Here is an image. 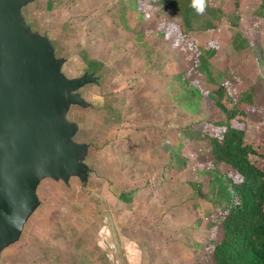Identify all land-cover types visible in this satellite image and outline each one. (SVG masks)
<instances>
[{"label":"rangeland","instance_id":"1","mask_svg":"<svg viewBox=\"0 0 264 264\" xmlns=\"http://www.w3.org/2000/svg\"><path fill=\"white\" fill-rule=\"evenodd\" d=\"M187 1L164 0L158 18L195 44L207 78L226 86L235 76L230 93L252 119L264 116V0ZM22 15L68 78H98L80 90L92 106L68 114L92 173L84 185L42 181L40 205L1 264H195L231 196L185 144L204 119L202 98L163 35L138 30L136 0H33Z\"/></svg>","mask_w":264,"mask_h":264},{"label":"water","instance_id":"2","mask_svg":"<svg viewBox=\"0 0 264 264\" xmlns=\"http://www.w3.org/2000/svg\"><path fill=\"white\" fill-rule=\"evenodd\" d=\"M31 2L0 0V264L38 209L42 181L84 185L92 173L89 145L74 140L79 125L68 114L92 106L80 90L98 78L63 73L65 59L22 15Z\"/></svg>","mask_w":264,"mask_h":264},{"label":"trees","instance_id":"3","mask_svg":"<svg viewBox=\"0 0 264 264\" xmlns=\"http://www.w3.org/2000/svg\"><path fill=\"white\" fill-rule=\"evenodd\" d=\"M136 1L144 18L138 30L163 35L179 74L201 94L204 119L187 129L185 143L195 155V165L200 171L221 174L225 194L231 196L220 213L214 239L202 245L195 264H264V116L254 113L252 119L248 107L230 93L235 76L220 86L203 74L206 62L195 44L168 16L158 18L164 0ZM256 97L260 106L259 93Z\"/></svg>","mask_w":264,"mask_h":264}]
</instances>
